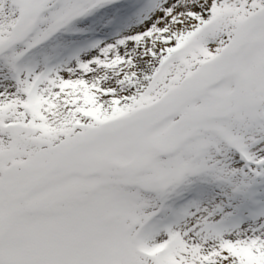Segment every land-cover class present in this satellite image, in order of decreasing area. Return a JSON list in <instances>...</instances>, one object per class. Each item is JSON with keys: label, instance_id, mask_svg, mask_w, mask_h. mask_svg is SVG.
<instances>
[{"label": "snow or ice", "instance_id": "6c2138e0", "mask_svg": "<svg viewBox=\"0 0 264 264\" xmlns=\"http://www.w3.org/2000/svg\"><path fill=\"white\" fill-rule=\"evenodd\" d=\"M0 264H264V0H0Z\"/></svg>", "mask_w": 264, "mask_h": 264}]
</instances>
